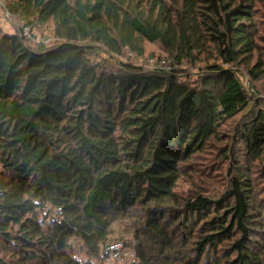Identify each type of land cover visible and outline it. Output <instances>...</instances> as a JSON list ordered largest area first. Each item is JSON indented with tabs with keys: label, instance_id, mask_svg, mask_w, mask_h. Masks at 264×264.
Segmentation results:
<instances>
[{
	"label": "trees",
	"instance_id": "obj_1",
	"mask_svg": "<svg viewBox=\"0 0 264 264\" xmlns=\"http://www.w3.org/2000/svg\"><path fill=\"white\" fill-rule=\"evenodd\" d=\"M5 4L18 24L0 27V264H106L115 242L131 264H264V114L220 132L250 104L238 66L264 76L253 1ZM46 26L54 44L31 47L22 29ZM145 44L168 69L131 62ZM201 57L191 81L183 65ZM212 140L232 143L224 192L180 193Z\"/></svg>",
	"mask_w": 264,
	"mask_h": 264
},
{
	"label": "rangeland",
	"instance_id": "obj_2",
	"mask_svg": "<svg viewBox=\"0 0 264 264\" xmlns=\"http://www.w3.org/2000/svg\"><path fill=\"white\" fill-rule=\"evenodd\" d=\"M253 1V18L255 27L253 28V38L258 46V52L264 51V28H263V22H264V11L262 10L261 4L262 2L260 0H252ZM4 5L5 0H0V27L2 28L3 32L5 33H12L15 26L18 24L17 19L15 17L9 16L4 11ZM14 27V28H13ZM49 26H46L44 28H41V30L38 31H32V33H35V38H29L28 36L25 37L29 43H31V47H34L35 44H40L44 42L46 46H52L53 43V37L49 36ZM30 32V34H31ZM47 34V35H46ZM46 35V36H45ZM45 37V38H44ZM33 45V46H32ZM145 57L143 58H136L131 57V62H134L137 65H144L146 64V58L149 56H162L164 57V53L161 49V47L157 44L150 45L145 44ZM97 58L98 61H103V59H107L105 55H102L103 57ZM129 56V55H128ZM258 56V54H255V57ZM255 57L252 59V63L255 62ZM108 60V59H107ZM127 59L125 57H121V59H117L119 62H125ZM205 59L203 57L200 58V61L195 65V67H191L190 65H183V70L187 71L188 78L191 81L195 80V73H197V68L201 67L203 65V61ZM245 66L241 65L238 66L239 76L240 80L244 85V88L247 92V97L250 101V104L248 105V108H246L243 112L237 114L234 118L230 119L229 121L225 122L224 125L220 128V132L223 135V139L229 138L227 136H232L234 129L238 125V123L244 119L248 118L249 116L256 114L258 112H262L264 114V76L261 77L257 81L251 82L249 79L248 74L246 73ZM221 135V136H222ZM232 143H228V145H224V142L220 143L219 141L212 140L210 143V146H207L205 151L198 155L196 158H192L189 163L187 164L190 170L188 175L181 181V187H180V193L185 194L186 192H192V193H201L208 196H218L221 195L224 192L225 184L227 181V172L228 168H230L229 164L221 160L220 150L225 149L226 146H229L230 148ZM216 146V147H215ZM237 155L236 161L238 162V167H242L245 169V166H250V162H248L245 165V160L239 155V152L241 150L238 146H236L235 151ZM251 167V166H250ZM255 169H252L250 171L252 178H255L257 173L254 171ZM256 181H259V178L256 177L254 179ZM261 184V182L259 183ZM258 186V185H257ZM129 250H133V248H130ZM77 258L84 259L86 258V255L84 252L76 251ZM106 264H117V263H107ZM125 264V262L121 263Z\"/></svg>",
	"mask_w": 264,
	"mask_h": 264
},
{
	"label": "built area",
	"instance_id": "obj_3",
	"mask_svg": "<svg viewBox=\"0 0 264 264\" xmlns=\"http://www.w3.org/2000/svg\"><path fill=\"white\" fill-rule=\"evenodd\" d=\"M30 29L24 27L22 29V35L34 39L35 33L30 34ZM51 37V36H50ZM145 67L150 70H166L168 67L165 65L164 60L157 61L153 58L147 60ZM55 217H61V210L58 208L54 212ZM106 253V262L107 263H117L121 264H131L135 262V252L125 248L124 244L121 242L111 243L105 246L104 248Z\"/></svg>",
	"mask_w": 264,
	"mask_h": 264
}]
</instances>
